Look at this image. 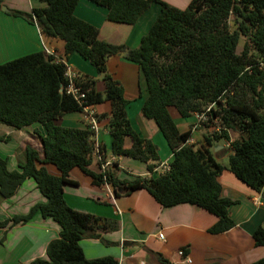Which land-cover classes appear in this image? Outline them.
Returning a JSON list of instances; mask_svg holds the SVG:
<instances>
[{
	"label": "trees",
	"instance_id": "obj_1",
	"mask_svg": "<svg viewBox=\"0 0 264 264\" xmlns=\"http://www.w3.org/2000/svg\"><path fill=\"white\" fill-rule=\"evenodd\" d=\"M39 1L45 4L43 8L9 14L35 25L42 37L61 41L65 59L77 54L87 61L101 75L105 88L96 91L92 78L74 79L85 94L80 106L65 93L67 66L53 55L35 52L0 65V124L14 130L39 124L45 132L40 136L42 156L26 146L18 170L8 171L6 159L0 157V200L13 196L29 178L46 198V203L34 205L26 215L0 222V228L25 224L37 212L60 228L59 237L47 245L46 259L29 264H118L111 257L88 260L79 246L86 238L109 244L101 233L115 223L66 204L63 187L77 185L69 176L74 168L96 186L108 184L116 197L143 189L163 208L180 204L201 208L217 218L209 230L212 234L233 228L228 214L232 201L221 197L220 173L227 168L253 191L260 193L264 188V0H190L183 10L160 0H88L106 9L108 22L125 25H134L152 4L160 7L154 23L138 47L127 52L126 60L138 66L143 81L146 96L141 113L155 123L172 159L168 169L155 178L132 181L117 179L116 163L99 173L89 169L95 150L89 127L80 130L56 124L67 113H81L83 107L109 102V115L96 119L108 117L111 154L139 160L148 173L154 172L160 164L157 147L132 129L124 90L106 70L107 59L125 52V47L101 41L97 28L74 15L79 0ZM231 16L236 20L233 31L228 27ZM241 38L245 42L237 54ZM170 108L181 118L205 116L199 126L209 129L213 123V131L203 137L204 144L188 143L194 127L180 132ZM231 133L237 137L231 139ZM126 138L131 140L128 149L124 148ZM221 141L228 143L230 151L227 167L210 150ZM98 152L101 167L103 148L99 146ZM37 162L55 166L60 176L37 168ZM252 238L255 246L264 247V228L258 227ZM158 258L162 264H171L160 255ZM251 264H264V258Z\"/></svg>",
	"mask_w": 264,
	"mask_h": 264
},
{
	"label": "crops",
	"instance_id": "obj_2",
	"mask_svg": "<svg viewBox=\"0 0 264 264\" xmlns=\"http://www.w3.org/2000/svg\"><path fill=\"white\" fill-rule=\"evenodd\" d=\"M172 7L183 10L190 0H160ZM39 0H2L0 6V65L10 60L48 50L61 60L70 73L82 80H96L95 89L104 91V83L95 69L79 55L64 58L63 43L46 39L40 35L35 25L20 17H13L11 11L30 13L33 8H43ZM6 10H2V8ZM160 7L154 3L145 11L134 25L115 24L106 20V9L96 6L88 0H79L74 15L98 29V37L109 44L124 46L127 53L138 47L141 38L148 32L159 14ZM121 53L106 61V70L110 77L124 90L128 101L126 114L135 133L150 139L156 145L159 166L148 173L146 165L128 157H114L110 152L111 138L108 133V117L96 119L100 115H109L110 103L94 105L83 112L65 114L56 124L62 127L86 129L87 114H92L97 131L93 135L95 147L89 169L100 172L101 156L99 146L104 150V161L116 163V177L121 181H132L136 177L155 178L163 173L164 167L172 159L159 130L152 120L144 118L141 107L145 100V90L138 66L126 60ZM169 114L180 132L193 128L189 144L201 146L204 135L213 129L197 125V118H181L176 110L170 108ZM45 132L39 124H33L21 130H14L0 124V157L6 159L7 170H18V162L23 160L26 146L36 150L42 156L40 136ZM231 136V135H230ZM231 139H234L231 136ZM131 146V140H124V148ZM210 150L217 162L224 165L223 159L230 154L228 143H216ZM44 167L52 176L60 172L51 164L36 163ZM69 176L77 182L76 186L65 185L63 196L66 204L73 210L88 213L113 224L112 229L101 233L109 244L97 239H82L79 246L86 259L92 260L111 257L118 264H162L160 255L171 264H251L264 258V247L255 246L252 238L258 227L264 228V188L257 193L238 180L227 168L218 176L221 197L232 204L228 214L234 227L227 232L212 234L209 230L216 224L217 218L196 206L180 204L169 208L161 207L147 191L136 190L128 196H115L108 184L96 186L79 169L74 168ZM46 203L33 179H26L16 193L8 199L0 200V222L14 216L26 215L36 204ZM60 228L50 218H43L39 212L25 224L8 225L0 228V264H29L36 259H46L47 245L59 237ZM162 235V238H159ZM184 250L190 263L177 255Z\"/></svg>",
	"mask_w": 264,
	"mask_h": 264
},
{
	"label": "built area",
	"instance_id": "obj_3",
	"mask_svg": "<svg viewBox=\"0 0 264 264\" xmlns=\"http://www.w3.org/2000/svg\"><path fill=\"white\" fill-rule=\"evenodd\" d=\"M46 53L49 54V55H52L51 52H49L48 50H46ZM58 61H61V60H58ZM62 62V61H61ZM66 77L69 81L68 85L65 87V93L67 95H70L74 98V100L80 105V106H83L84 103H85V94L82 90V88L80 86H76L74 84V79H77L78 76H75L73 74L70 73V70L67 68V71H66ZM89 107H83V111H87ZM87 125L89 127V129L91 131H93V133L95 131H97V126H96V121H95V118L92 114H87ZM196 118H197V124L199 123H203L206 121V117L201 115V116H198L196 115ZM111 163L108 162V161H105L101 164V167L100 169L103 171L108 165H110ZM164 167V171L165 172L167 169H168V165L166 166H163ZM159 238H162V235H159ZM177 255L182 258L184 261L190 263V260L187 258V256L185 255V251L184 250H179L177 252Z\"/></svg>",
	"mask_w": 264,
	"mask_h": 264
},
{
	"label": "rangeland",
	"instance_id": "obj_4",
	"mask_svg": "<svg viewBox=\"0 0 264 264\" xmlns=\"http://www.w3.org/2000/svg\"><path fill=\"white\" fill-rule=\"evenodd\" d=\"M235 23H236V20H235V18L233 17V16H231L229 19H228V27H229V30L230 31H233L234 29H235ZM244 42H245V40L244 39H240V42H239V44H238V47H237V50H236V53L237 54H239L240 52H241V50H242V46H243V44H244ZM97 75H99V74H97ZM99 76H101V75H99ZM210 127L209 128H212V127H214L213 126V123H211L210 125H209ZM208 129V128H207ZM212 132V131H211ZM231 136L233 137V138H236L237 137V134L236 133H231ZM162 137V136H161ZM163 138V137H162ZM164 141V140H163ZM220 143H224V141H221ZM224 165H228V158H226V159H223V162H222Z\"/></svg>",
	"mask_w": 264,
	"mask_h": 264
},
{
	"label": "water",
	"instance_id": "obj_5",
	"mask_svg": "<svg viewBox=\"0 0 264 264\" xmlns=\"http://www.w3.org/2000/svg\"><path fill=\"white\" fill-rule=\"evenodd\" d=\"M2 10H6V9H4L3 7ZM121 54L127 56V53H121Z\"/></svg>",
	"mask_w": 264,
	"mask_h": 264
}]
</instances>
